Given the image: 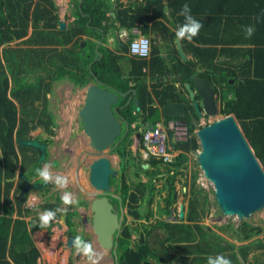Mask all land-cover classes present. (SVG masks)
Segmentation results:
<instances>
[{"label": "trees", "instance_id": "trees-1", "mask_svg": "<svg viewBox=\"0 0 264 264\" xmlns=\"http://www.w3.org/2000/svg\"><path fill=\"white\" fill-rule=\"evenodd\" d=\"M200 1L83 0L80 10L79 0H74V20L67 28L60 29L59 6L55 0H0V47L20 39L16 46L0 48V264H39L40 250L33 239V232L42 230L38 227V212L62 208L60 196L56 198L59 203L47 200L35 208L24 207L28 193L13 204V199L26 185L20 178L13 190L18 169L24 171L29 181L36 178L40 183L43 180L36 169L42 168L49 156L47 150L46 158L40 162L37 150L17 144V140L33 137L31 132L42 126L48 133L44 140L53 142L55 128L59 126L49 107L48 92L52 91L53 82L68 78L84 86L92 81L89 65L98 58L97 41L114 27L115 21L118 27L128 29L139 23L143 34L155 38L160 33L169 37L176 47L175 32L185 23L181 12L187 2L189 14L202 24L191 41L181 40L192 58L183 61L175 48L172 57L176 62L170 67L156 45L150 60L128 57L133 37L130 36L128 41L119 40L114 50L101 44L99 51L103 58L94 62L92 70L100 80L121 92L136 89L143 114L134 113L137 108L134 103L123 113L130 122L142 114L144 122L152 126L160 119V110L155 106L157 100L161 105L168 101H187L188 108L193 109V106L186 98L188 91L184 82L179 89L173 84L163 87L162 83L152 85L150 90L142 76L147 74L145 69L149 74H182L181 79L190 80L200 74L220 89L221 114L236 116L264 167V73L256 70L258 53L264 50L263 45L259 47V35L264 36V0H204L203 4ZM112 9H115V17L109 14ZM249 9L251 11L246 13ZM89 17L92 19L90 26L87 25ZM248 26L254 28L250 37L245 35ZM30 27L32 32L28 35ZM150 39L154 43L153 38ZM83 41H86L84 47ZM248 43L255 45L243 46ZM125 62L131 64L129 71H126ZM231 80L234 82L230 83ZM9 90L18 104L10 98ZM230 92L232 97L227 95ZM126 99H121L120 104L125 105ZM31 109L37 111L30 112ZM194 130L192 124L184 138H175L174 131L168 130L169 142L180 150L170 164L155 157L142 162L139 155L130 151L124 155L119 148L127 166L135 167L133 175L126 168L122 171L118 189L122 206L134 221V224L123 222L117 250L120 264H208V257L215 260L218 255L231 264H264V238H257L264 227L251 221L238 226L232 223L221 226L240 242L237 246L236 242L202 223L210 212L209 197L205 188L197 184L199 171L190 167V155L200 147ZM128 136L126 141L131 143ZM143 163H149V168L144 169ZM195 163L198 165L197 160ZM189 170L190 183L184 184L188 189L184 191L188 194L185 217L168 220L178 200V176L186 175ZM160 173L164 175L160 177ZM143 176L147 180H143ZM159 180H162L160 188L156 185ZM163 192V202L157 203L156 210L151 208L155 195ZM62 205L71 208V205ZM15 211L16 218L13 217ZM156 211L158 218L153 219ZM76 214L69 212L72 217ZM30 215V220H26L25 216ZM53 225L54 220L44 229L51 231ZM253 252L256 253L250 258Z\"/></svg>", "mask_w": 264, "mask_h": 264}, {"label": "water", "instance_id": "water-1", "mask_svg": "<svg viewBox=\"0 0 264 264\" xmlns=\"http://www.w3.org/2000/svg\"><path fill=\"white\" fill-rule=\"evenodd\" d=\"M58 25L60 29L66 28L64 20H60ZM177 43L180 55L186 61L187 57L180 41L177 40ZM84 45L85 42L82 43V46ZM97 54L102 57L99 50ZM94 61L89 65L90 70ZM91 75L94 77V82L87 85L83 105L78 110L82 130L88 138V147L82 150L78 160L76 182L79 188L91 197L92 231L98 246L108 254L111 264H120L117 250L123 227L124 207L120 195L113 193L119 189L120 172L113 164L111 156L127 134L129 123L120 111L124 107L117 105L119 92L102 82L92 70ZM191 81L194 87L190 83H187L186 87L189 94L187 97L193 106V109L188 111L200 145L196 150L198 165L203 171L204 178L214 187V197L221 212L220 217L236 216L240 223L249 221L255 212L264 208L262 162L256 156L236 116L233 113L220 115L218 94L210 81L200 75H195ZM232 82L233 80L230 83ZM129 92L120 94L125 96ZM196 95L201 99H196ZM134 102L138 105V98H135ZM186 111V101H172L162 107V115L165 118H184ZM205 116L213 120L200 124L198 117ZM17 142L37 150L38 161L42 162L46 158L48 149L46 142L38 138L18 139ZM81 167L84 169L82 178L92 190H88L79 182L78 174ZM148 167V163L143 164L144 169ZM16 177L22 178L26 183L17 199L22 198L32 189H41L48 183L30 182L20 168L14 179ZM113 179L116 180L114 184H112ZM110 197L117 198L120 206L112 203ZM182 208L183 205L179 213L181 219L184 218ZM65 217L64 213L62 219L65 220ZM73 239L74 237L70 236L69 245H72Z\"/></svg>", "mask_w": 264, "mask_h": 264}, {"label": "crops", "instance_id": "crops-1", "mask_svg": "<svg viewBox=\"0 0 264 264\" xmlns=\"http://www.w3.org/2000/svg\"><path fill=\"white\" fill-rule=\"evenodd\" d=\"M56 1V3H57V5L59 6V16H60V20H64L65 22H66V28L68 27V24L70 23V22H72L73 20H74V10H75V3H74V0H55ZM81 1L82 0H79V8H80V10H82V8L80 7V6H82V4L80 5V3H81ZM114 1H116V0H114ZM121 1H123V2H125V3H127V0H121ZM139 1H143V0H139ZM205 1H208V0H205ZM212 2V1H211ZM82 3H83V1H82ZM200 3L201 4H203V3H205L204 2V0H201L200 1ZM185 4H187L188 5V3L186 2ZM211 4V3H210ZM215 8H216V3H215ZM250 12L251 10L249 9V10H247V11H245L246 13L247 12ZM113 12V13H112ZM167 12L169 13L170 12V9L168 8V6H167ZM222 12V11H221ZM248 12V13H249ZM245 13V14H246ZM109 14H111L113 17H115L116 16V13H115V9H112L110 12H109ZM218 14H220V12H218ZM84 15H87V14H84ZM90 18L91 17H89V21H88V23H87V25L88 26H90ZM170 19H172V17L170 16ZM163 21H165L168 25H170L168 22H167V20H164V19H162ZM91 21H92V19H91ZM238 23V22H237ZM59 26V25H58ZM119 31H120V27H118V22L117 21H115L114 22V27H112L111 29H109V31L106 33V34H104L103 33V35H102V38L100 39V40H98L97 41V44H96V47H95V50H96V53H97V51L99 50V48H100V46H101V44H103L104 46H106V47H108L109 49H111V50H114V49H116L117 48V46H118V41H119V38H118V34H119ZM31 32H32V27H30L29 28V30H28V35H30L31 34ZM152 35H154V34H152ZM26 37H28V36H26ZM151 38H153V42L154 43H152V48H154L155 47V45H156V47L159 49V52H160V54H161V56L165 59V62L167 63V64H169L168 66H170V67H172L173 66V63L172 62H176L175 60H174V58L172 57V50L173 49H175V48H177L178 49V43H177V39L175 40L176 42H175V44H176V47H174V43L173 42H171L170 40H169V37H165V36H162L160 33L158 34V36L157 37H152V36H150ZM85 38H91V39H93L92 37H87V36H85ZM104 38H106V41H103L104 40ZM129 38L130 37H128L126 40H123V41H128L129 40ZM154 39H155V41H154ZM20 39H15V40H13L12 42H10V43H5L4 45H2L0 48L2 49L4 46H16L19 42ZM264 36L263 35H259V47H261L262 45L264 46ZM180 41V45H181V47H182V49L184 50V52H185V54H186V57H187V60L188 59H190V58H192V55L185 49V44L184 43H182V41L181 40H179ZM85 44H86V41H85ZM254 43H248L247 45H243V46H251V47H254ZM257 45V44H256ZM85 46V45H84ZM84 46H82V47H84ZM151 48V56H150V58L152 57V54H153V49ZM262 48H264V47H262ZM179 50V49H178ZM100 52V51H99ZM100 53H102V52H100ZM180 53V52H179ZM102 55H103V53H102ZM126 56H128V57H132V56H130L129 54H128V52H127V54H126ZM181 56V55H180ZM99 58H100V56H99ZM98 58V59H99ZM150 58L149 59H147V60H150ZM183 60V59H182ZM186 60V61H187ZM233 60L234 61H236V59H234L233 58ZM184 61V60H183ZM125 66H126V71H129V69L131 68V64L130 63H127V62H125ZM145 70H147V74H145V75H142V76H144L145 77V83H146V85H148V88L151 90L152 89V85H154V84H164L163 85V87L164 86H166V85H168V84H173L174 86H175V88L176 89H179V88H182V82H184L183 84L185 85V87H186V85H187V83H190L193 87H194V85H193V83H192V81L190 80V78H184L183 77V79H181L182 78V74H159V73H156V74H149L150 73V71H148V69H145ZM256 70L257 71H259V74H263L264 73V50H261V52H259L258 53V59H257V64H256ZM195 75H197V74H195ZM194 75V76H195ZM200 75V74H199ZM194 76H192V77H194ZM98 77V76H97ZM191 77V78H192ZM94 78V77H93ZM64 81H66L65 80V78L64 79H58V80H56V81H54L53 82V85H52V91L51 92H48V98L49 97H51V95L53 94V95H55V93H58V92H55V90H57V91H61V88H62V85L64 84L63 82ZM69 81V80H68ZM102 81V80H101ZM70 82V81H69ZM94 82V79H92V81H90L89 83H86L84 86H79V85H76L75 83H73L72 84V90H74V91H77V94L79 93L80 95H79V98L81 97V99L83 100V102H84V97H85V89H86V87H87V85L88 84H91V83H93ZM102 82H104V81H102ZM234 82V81H233ZM232 82V83H233ZM106 85H109V86H111L112 88H115L114 86H112V85H110V84H108V83H106V82H104ZM118 92H119V94H118V99L120 100V99H123V98H125V97H127V99H126V103H125V105L126 104H128V105H130V103H134L135 104V102H134V100H135V98H138L137 97V91H136V89H134V88H131V89H129L128 91H130L127 95H125V96H122L120 93H127L128 91H126V92H121L120 90H118L117 88H115ZM186 89H187V87H186ZM134 90V91H133ZM188 93V92H187ZM8 94H9V96H10V98H12L14 101H16L11 95V92H10V90H9V92H8ZM228 96H230V97H232L233 96V93L232 92H230V93H228L227 94ZM188 94L186 95V98H187V100L188 101H190L189 99H188ZM220 96H221V94H219L218 93V106H219V108H220V113H221V108H222V99L220 98ZM201 98H198V100H200ZM77 100V99H76ZM119 100H118V103H119ZM138 101H139V99H138ZM169 102H172V101H168V102H166L165 104H167V103H169ZM187 102V101H186ZM16 103H17V101H16ZM18 104V103H17ZM165 104H163V105H161L160 103H159V101L157 100L156 101V103H155V106H158V108H159V112H160V119L157 121V122H162V124L165 126V127H167V122L170 124V125H174V123H175V118H173V117H163V115H162V107L165 105ZM82 105H83V103H82ZM118 105V104H117ZM121 105V104H120ZM124 105V107L126 108L127 106H125ZM135 106H137V108H136V112H134L135 114H138L139 112L138 111H140V107H139V104L138 105H135ZM49 107H50V98H49ZM189 107V104H188V102H187V111H186V115H185V117L184 118H186V117H191L190 116V112L188 111V110H190L191 108H188ZM50 109H51V107H50ZM79 110V109H78ZM33 111H37V110H33ZM33 111H30V112H33ZM51 111L56 115V119H57V121H58V123H59V127H60V123H61V121L59 120V117L61 118V117H63V115H62V113H60L59 115L60 116H58V114H56L55 113V111L54 110H52L51 109ZM61 111V110H60ZM59 111V112H60ZM121 113H122V115L124 116V117H126L125 115H124V113H123V111H121ZM140 113H142L143 114V111L141 110L140 111ZM141 114V117L140 118H138V119H134L132 122H130V121H128V123H129V130H128V132H127V135L128 134H130L131 132H132V134L129 136V140L131 139L132 140V142L131 143H128L127 141H126V135H125V142L123 143V144H125V146H126V148H125V150H123V152L124 151H126V154H124V155H127V153L130 151V152H132L133 153V155H139V157L143 160H141L142 162H144L145 160H147V159H149V158H143V156H142V153L140 152L141 151V141H139V139H141V138H138V134H140V137H141V134H142V132H143V130L144 129H146V128H148V127H150V126H152V125H149V123L148 122H144V117H143V115ZM220 115H222V114H220ZM79 117V116H78ZM188 117V118H189ZM127 119V118H126ZM172 119V121H169V120H171ZM128 120V119H127ZM205 119H203V121H204ZM202 121V122H203ZM156 122V123H157ZM168 128V127H167ZM169 129V128H168ZM56 130V129H55ZM124 131H125V126H124V124H123V133H124ZM131 131V132H130ZM175 133H177V135L175 134ZM31 135L32 136H40L41 138L43 137V138H46V137H48V133L44 130V128L42 127V126H40V127H38L35 131H32L31 132ZM180 137H179V136ZM182 135V136H181ZM54 136V135H53ZM186 136V132L185 131H183L182 130V128L180 127V126H176V128H175V132H174V137L175 138H184ZM86 137V136H85ZM54 138V137H53ZM86 140H88V138L86 137ZM18 144V143H17ZM87 148V147H86ZM54 149V148H53ZM53 151V150H52ZM52 151H50V148H49V150H48V152H49V156H48V159H46L45 161H44V163L42 164V167L45 165V164H47V165H49V169H50V172L55 176V175H62V176H65V177H68V171H66V167H67V165H66V163H64V162H59L60 160H59V158H57L56 156H54L53 158H51V152ZM74 151V150H73ZM82 155V154H81ZM81 155H80V153H77L76 151H74V152H72V157H71V159L73 160V170H74V173H75V175H77L76 174V172H77V168H78V160H79V158L81 157ZM121 156V155H120ZM117 153H113L112 154V156H111V159H112V161H113V164L116 166V168H118V170H119V172H120V177H121V173H122V171L126 168V171H129L128 173H130L131 175H133V173L135 172V167H133V166H131L130 165V167H128L127 166V163L125 162L126 160H124L123 158H121ZM127 157V156H126ZM54 160H58V162H59V164H56L55 162H54ZM71 161V160H70ZM69 161V162H70ZM137 162V161H136ZM125 163V164H124ZM122 164H124V165H122ZM143 164H145V163H143ZM143 164H142V166H143ZM149 164V163H148ZM62 168H65V171H63V169ZM149 168V167H148ZM81 169V168H80ZM147 169V168H146ZM17 175V174H16ZM79 175H80V171H79V174H78V177H79ZM129 175V174H128ZM164 175V173H160L159 174V176L160 177H162ZM39 178V177H38ZM130 179H132V178H130ZM129 179V180H130ZM14 180V182H15V185H14V188H13V190L15 189V187L18 185V178L16 177L15 179H13ZM83 180V181H82ZM82 180L81 179H79V182L80 181H82V182H84V179L82 178ZM119 180H120V178H119ZM32 181H35L36 182V178H33V180ZM162 181V180H161ZM37 183V182H36ZM51 185H50V187H51V190L50 191H48V188L46 189V187L44 188V190H43V188H41V189H32V190H30L29 192H28V198H27V200H26V202H25V204H24V207H29V208H35V207H38L40 204H42V203H44V202H46L47 200H49V201H51V202H57L56 201V198L58 197V196H62L63 195V191H54L55 189H57V188H53L54 186H53V183L52 182H49ZM81 184V183H80ZM71 185H73V184H71ZM77 185V184H76ZM82 185V184H81ZM67 186H69V184L67 185ZM82 186H84V187H86L87 185L85 184V182H84V185H82ZM52 188H53V190H52ZM89 189V188H88ZM13 190H12V192H13ZM89 190H91V189H89ZM48 191V192H47ZM116 192L117 191H114L113 193L114 194H116ZM116 195H118V194H116ZM13 196V195H12ZM91 198V197H90ZM117 199V198H116ZM18 199L16 198V199H13V204H15V202L17 201ZM116 202V201H115ZM163 202V201H162ZM177 202H178V200H177ZM177 202L174 204V210H173V213H172V215H170V217H169V219L168 220H173V221H177L178 220V217H179V213H180V211H181V206L183 205V208H182V210H184V217H185V213H186V206H187V201H186V205L185 204H181L180 205V207H179V209H178V206H177ZM117 203H119V201L117 202ZM116 204V203H115ZM60 206H62V209H65V207L63 208V205L62 204H60ZM40 212H43V211H40ZM77 213V212H76ZM77 215V214H76ZM18 216V213H17V211H15L14 212V214H13V217L14 218H16ZM30 218H31V215L30 216H25V219L26 220H30ZM180 218V217H179ZM202 223H205V222H202ZM54 226V225H53ZM42 230H45L46 231V233H48V231H47V229H42ZM42 230H37V231H35V232H33V239H34V234L35 233H37V232H40V231H42ZM214 230H216V229H214ZM34 242H35V240H34ZM247 242V241H246ZM246 242H244V243H246ZM36 244V243H35ZM37 245V244H36ZM38 246V245H37ZM38 248H39V246H38ZM39 250H40V248H39ZM40 253H41V251H40ZM39 264H42L41 262H38Z\"/></svg>", "mask_w": 264, "mask_h": 264}, {"label": "rangeland", "instance_id": "rangeland-1", "mask_svg": "<svg viewBox=\"0 0 264 264\" xmlns=\"http://www.w3.org/2000/svg\"><path fill=\"white\" fill-rule=\"evenodd\" d=\"M119 38V36H118ZM120 40V39H119ZM132 40V39H131ZM93 62V61H92ZM91 62V63H92ZM90 63V64H91ZM94 64V63H93ZM92 70V68H91ZM93 71V70H92ZM94 72V71H93ZM66 81H64L61 91L55 90V95H51L50 98V107L52 110L55 111L58 116L59 114L62 113L63 117H59V120L61 121L60 127H56V133L53 136V142L50 145V151L51 152V158L56 156L59 158V162H64L66 163V171H68V183L69 186L66 185L65 188H59L53 183V188H57L54 191H63L64 192H69L71 193L72 197L74 198L76 194H79L82 196L81 190L77 187L75 180H76V175L74 173V168H73V160L71 159L72 157V152L76 151L77 153L82 154V150L88 147L87 145V140L84 135V132L82 130V125L81 121L78 118V109L82 106L83 100L81 97L79 98V93L77 94V91L72 90V81L68 78H65ZM70 82H69V81ZM12 83V80L10 81ZM77 99V100H76ZM122 100H119L118 105H120V102ZM32 110V109H31ZM61 110V111H60ZM60 111V112H59ZM213 119L209 120H201L200 124L208 123ZM203 121V122H202ZM177 135V133H175ZM179 136V135H178ZM182 136V135H181ZM180 137V136H179ZM54 148V149H53ZM74 150V151H73ZM141 152V151H140ZM83 157V156H82ZM130 160H133L132 157H129ZM48 159V157H47ZM71 160V161H70ZM197 160V156L195 152H192L191 154V162H190V167L192 169H196L199 171L198 179H197V184L203 186L206 190V193H208L209 197V213L206 215L203 219L204 224L211 226L213 229H216L215 231L218 232L219 234H222L225 238L236 242L237 246L240 245V242H237L235 239L231 237L229 232H226L224 229L225 224L232 223L234 226H238L240 224L238 218L236 216H222L220 217V210L219 207L217 206L215 202V197H214V187L212 183L208 180H206L203 176V171L200 169L199 165L195 163ZM70 161V162H69ZM56 164H59L58 160H54ZM63 171H65V168H62ZM191 169V170H192ZM83 168L81 167L80 169V175L79 179L82 180L83 176ZM191 170L187 172L186 175L178 176L176 185H177V190H178V202L177 206L178 209L181 204L186 205L187 197L188 194H185L184 191L188 190L184 184L190 183V175H191ZM65 171V172H66ZM61 175V174H60ZM143 180H147V177L143 176ZM83 181V180H82ZM80 181L82 185H84V182ZM43 183V182H42ZM73 184V185H71ZM157 187L162 186V181L159 180L157 182ZM52 188V190H53ZM85 188L90 187L86 186ZM51 190V188H50ZM92 190V189H91ZM162 195H165L163 192L162 194L157 193L155 195L154 202L150 205L151 208L155 209L157 208V203L162 202ZM59 203V202H57ZM81 203L78 201L77 205H80ZM79 210L81 211L80 215V223L77 225V232L79 234L84 235L85 233H89L92 230H85V228L89 229L88 225L89 222L84 221V216L88 215L89 211H86L83 206L79 207ZM155 217L153 219L158 218V212H155ZM71 217V216H70ZM71 219V218H70ZM77 219V218H76ZM169 219V217H168ZM181 219V218H180ZM124 222L128 224H134L133 218L131 215L127 213V208H124ZM254 224L260 225L264 227V208L260 211L255 212L251 219L249 220ZM48 231V230H47ZM59 232L60 230L57 228L56 225H54L51 229V231H48L46 233L45 230H42L40 232H37L34 234V240L35 243L39 246L40 248V257L38 259V262H41L42 264H65L67 260L69 259L72 264H90V261L83 256L82 254L75 253V250H73L72 255L69 257L68 250L64 249L62 251V248H64V244L60 243L59 239ZM93 232V231H92ZM91 233V232H90ZM94 234V233H93ZM135 237V235H134ZM257 238H264V231L258 235ZM92 246L94 250L98 253L101 254L100 259L97 261V264H111L112 261L108 257V254L105 253L97 244V241L95 239V236L93 237L92 235ZM258 252V251H257ZM256 252H253L250 256V258L253 257V255Z\"/></svg>", "mask_w": 264, "mask_h": 264}, {"label": "clouds", "instance_id": "clouds-1", "mask_svg": "<svg viewBox=\"0 0 264 264\" xmlns=\"http://www.w3.org/2000/svg\"><path fill=\"white\" fill-rule=\"evenodd\" d=\"M189 13H190L189 6L185 4L181 12V14L185 16V23L179 26L177 31L175 32V37L177 38V40L187 39L191 41L192 38L198 34L200 28L202 27V24L199 21L195 20ZM253 31H254V28L251 26H248L245 29V35L247 37H250ZM197 96L198 95H196V97ZM34 110H37V109H34ZM29 111H33V110H29ZM204 119L209 120L211 118L205 117ZM33 137H30V138H33ZM36 173L40 177V179L43 180L44 182H52L57 187L62 188V189L65 188L68 183L67 177L62 176V175L54 176L50 172L49 165L47 164H45L42 168H37ZM60 199L64 205H74L77 203V201L72 197L71 193L67 191L64 192V194L60 197ZM64 211H66V209L57 208L55 211L44 210L43 212H38V218H39L38 227L42 229L47 228L49 225V222L53 221L56 218V214L58 212H64ZM72 246L75 250V253L82 254L83 256H85L88 259V261H90V264H97V261L101 257V254L94 250L92 244L89 241L83 239L81 236L74 237ZM208 264H231V262L227 258L218 255L215 260H212L211 257H208Z\"/></svg>", "mask_w": 264, "mask_h": 264}, {"label": "built area", "instance_id": "built-area-1", "mask_svg": "<svg viewBox=\"0 0 264 264\" xmlns=\"http://www.w3.org/2000/svg\"><path fill=\"white\" fill-rule=\"evenodd\" d=\"M119 39L126 40L133 36L129 43L128 54L130 56L149 59L152 43L150 36L142 33L140 24L131 29L122 28L119 31ZM168 129L162 122H157L143 130L141 134V153L143 158L155 157L164 164H170L176 160L180 150L175 149L169 142ZM175 132V129L173 130Z\"/></svg>", "mask_w": 264, "mask_h": 264}, {"label": "flooded vegetation", "instance_id": "flooded-vegetation-1", "mask_svg": "<svg viewBox=\"0 0 264 264\" xmlns=\"http://www.w3.org/2000/svg\"><path fill=\"white\" fill-rule=\"evenodd\" d=\"M120 29H122V28H120ZM83 42H85V41H83ZM82 42V43H83ZM98 58H99V55H98ZM98 58H96L95 59V61L94 62H96L97 60H100V59H102L103 58V55H102V57L100 58V59H98ZM214 87V86H213ZM215 88V90H216V93L218 94H220L221 93V91H220V89L219 88H216V87H214ZM218 100V99H217ZM118 106H120V107H124V105H118ZM125 109V107L124 108H122L120 111H123ZM206 118H208V116H205ZM205 117H202V118H200V117H198V122L200 123L201 122V120H203ZM79 118V117H78ZM80 120V119H79ZM179 120V121H178ZM169 121H172V119L171 120H169ZM177 122V123H176ZM192 118L191 117H189V118H175V123H174V125H170L168 122H167V127L169 128V129H171V130H174L175 128H176V126H180L181 128H182V130L183 131H185L186 133L189 131V128L191 127V125H192ZM81 125H82V123H81ZM131 132V131H130ZM132 134V132L130 133V135ZM129 135V136H130ZM128 135L126 134V137H127ZM128 136V137H129ZM125 137V138H126ZM33 138H38V139H40L41 141H44V142H46L45 140H44V138L42 137H37V136H34ZM125 138L123 139V141L121 142V144H120V146L116 149V151H115V153H117L119 156H120V153H119V148H121L122 150H125V148H126V146H125V144H123L124 142H125ZM141 138V137H140ZM141 139H139V141H140ZM47 144H48V150H49V148H50V145H51V143H49V142H46ZM124 154H126V151H125V153ZM121 157V156H120ZM31 182V181H30ZM33 183L35 182V181H32ZM42 182H44V181H41L40 182V184H42ZM116 182V180L115 179H113L112 180V184H114ZM75 183L77 184V182H76V180H75ZM119 184H120V180H119ZM50 183L48 182L45 186H43L42 188H43V190H44V188L46 187V189L48 188V191H50L49 189L51 188L50 187ZM77 187L79 188V186L77 185ZM80 189V188H79ZM81 190V189H80ZM47 191V192H48ZM81 194H82V196L81 195H79V194H76V196L74 197V199L77 201V203L76 204H74V205H71V208H65L66 209V211H64V212H60V214L58 215V217L57 218H55L54 219V225H56L57 226V228L60 230V232H59V239H60V242H59V244L60 243H62V244H64V248H62V251H64V249H67L69 252H68V254H69V257L72 255V252H73V250H74V248H73V246L72 245H69L68 244V242H69V238H70V236L72 237H76V236H81L83 239H85V240H87V241H89L91 244H92V235H93V237H94V234H93V232L92 231H90L89 233H85L84 235H82V234H79L76 230H77V225L80 223V215H81V211L79 210V207H81V206H83L84 208H85V210L86 211H89L88 212V215L86 216H84V221L85 222H89V225H88V227H89V229H87V228H85V230H93L92 229V213H91V211H90V201H91V198H90V196L87 194V193H85V192H83L82 190H81ZM116 194H119L120 195V192L119 191H117L116 192ZM60 197H61V195H60ZM121 197V196H120ZM110 200H111V202L112 203H116L117 205H118V207L120 206V204L119 203H117V202H115V200H114V197H110ZM78 201L81 203L80 205H77L78 204ZM119 201V200H118ZM61 204H63L62 202H60ZM67 207H68V205H67ZM70 211H75V212H77V215H75L74 217H70V215H69V212ZM66 214V217H65V220H63L62 219V215L63 214ZM71 218V219H70ZM77 218V219H76ZM73 244V243H72ZM56 264H58V263H56ZM65 264H72V262L68 259L67 260V262L65 263Z\"/></svg>", "mask_w": 264, "mask_h": 264}, {"label": "bare ground", "instance_id": "bare-ground-1", "mask_svg": "<svg viewBox=\"0 0 264 264\" xmlns=\"http://www.w3.org/2000/svg\"><path fill=\"white\" fill-rule=\"evenodd\" d=\"M80 155H81V153H80ZM88 189V188H87ZM89 190V189H88Z\"/></svg>", "mask_w": 264, "mask_h": 264}]
</instances>
